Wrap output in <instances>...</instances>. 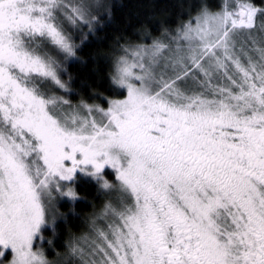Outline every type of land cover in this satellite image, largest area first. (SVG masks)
Listing matches in <instances>:
<instances>
[{"label": "snow or ice", "instance_id": "6c2138e0", "mask_svg": "<svg viewBox=\"0 0 264 264\" xmlns=\"http://www.w3.org/2000/svg\"><path fill=\"white\" fill-rule=\"evenodd\" d=\"M91 8L0 0V264H50L34 237L54 193L78 198L61 183L77 170L120 193L69 242L78 264H264V8H203L170 34V62L158 39L125 49L126 94L106 108L42 87L69 91L70 30H93Z\"/></svg>", "mask_w": 264, "mask_h": 264}, {"label": "trees", "instance_id": "16d2710c", "mask_svg": "<svg viewBox=\"0 0 264 264\" xmlns=\"http://www.w3.org/2000/svg\"><path fill=\"white\" fill-rule=\"evenodd\" d=\"M251 2L264 8V0ZM224 4L225 0H97L91 8L96 16L93 30L89 31L86 26L70 30L77 45L76 56L64 61L65 72L62 73L69 91L50 84L42 87L51 88L73 105L83 100L106 107L108 99L124 97V91L112 83V65L125 49L162 40L193 20L203 8L216 12L222 10ZM101 175L116 183L108 170ZM64 184L73 187L78 198L54 196L48 218L49 223L56 221L55 230L48 223L43 225L34 245L43 249L51 263L70 254L69 242L86 234L98 208L104 200L110 199L109 191H100L91 176L79 171L74 173L72 181Z\"/></svg>", "mask_w": 264, "mask_h": 264}, {"label": "rangeland", "instance_id": "374dc122", "mask_svg": "<svg viewBox=\"0 0 264 264\" xmlns=\"http://www.w3.org/2000/svg\"><path fill=\"white\" fill-rule=\"evenodd\" d=\"M88 2L92 5V8H94V5H95V3L97 2V0H88ZM229 2L231 3V0H229ZM231 4H235V3H231ZM224 7V6H223ZM223 7H222V9H223ZM262 19H264V17H260V16H258L257 17V21H256V23H257V34H258V29H259V23H260V21L262 20ZM188 23V22H187ZM182 26V25H181ZM180 26V27H181ZM179 27V28H180ZM178 29V28H177ZM177 29L175 30V31H173L172 33H170L171 35H174L175 34V32L177 31ZM170 34L169 35H167L166 36V38H164V39H162V40H160L161 42H163V43H165V44H167V45H169V48L168 49H166L164 52H163V56L164 57H168V58H170L169 59V62L171 61V59H175L178 55H179V53H177V51H176V43L174 42V41H172L171 40V38H170ZM132 48H134V47H130V48H127V49H129V51L132 49ZM53 54L55 55V52L53 51ZM121 56H129V52H123L119 57H121ZM118 57V58H119ZM117 58V59H118ZM117 59L115 60V62L117 61ZM115 62H114V64L112 65V73H113V71H114V65H115ZM161 63H163V60L161 61ZM135 71H138V69H136ZM169 72H171V69L169 68ZM190 83V85H191V81L189 82ZM50 84V83H49ZM51 85V84H50ZM53 87H55L54 85H52ZM192 86H195V85H192ZM45 90H49V89H45ZM50 90H51V88H50ZM57 91V90H56ZM124 91V90H123ZM53 92V91H52ZM58 94H60L59 92H58ZM125 91H124V96H125ZM107 107V106H106ZM105 107V108H106ZM77 159H79L80 157H79V154H77V157H76ZM65 165L66 166H70V161H65ZM82 167H86V169L87 170H91V166H82ZM105 170H108L109 172H111L112 174H113V176L115 175L114 174V172L110 169V168H108L107 166H105V168L103 169V171H105ZM77 171H79V172H81L80 170H77ZM102 171V172H103ZM84 174V173H83ZM93 179V178H92ZM94 180V179H93ZM62 184H64L65 182H61ZM63 190V189H62ZM109 192H110V199H106V201L104 200V203H103V205L101 206V207H99L98 208V210H97V213H96V217H97V215L98 214H100L101 213V211H102V209L104 208V205L106 204V203H112L113 205H116V204H118V202H119V196H120V193H119V190H118V188H113V189H111V190H109ZM54 196L55 197H59V194L58 193H54ZM43 227V226H42ZM42 227L40 228V230L42 229ZM89 227H90V224H89ZM88 232H89V230L86 232V234H88ZM39 233H40V231H39ZM85 234V235H86ZM84 236V235H83ZM38 237V235L36 236V237H34V243H33V248H34V250H35V247H34V245L36 244V238ZM11 259V252L9 251L8 253H7V256L4 258V260H5V264H6V262L8 261V260H10ZM50 264H78V260H77V257H75V256H73L71 253L67 256V257H65L63 260L61 259H59L58 261H53L52 263L50 262Z\"/></svg>", "mask_w": 264, "mask_h": 264}, {"label": "clouds", "instance_id": "9594fccd", "mask_svg": "<svg viewBox=\"0 0 264 264\" xmlns=\"http://www.w3.org/2000/svg\"><path fill=\"white\" fill-rule=\"evenodd\" d=\"M94 181L97 183V187H98V189L100 191H109V190H111V189H105V188L102 187L103 181H96V180H94ZM109 183L111 184V181H109ZM55 223H56V221H52L51 223H48V226L50 228H52L53 231L55 230Z\"/></svg>", "mask_w": 264, "mask_h": 264}]
</instances>
